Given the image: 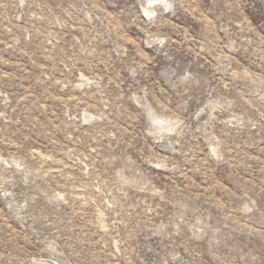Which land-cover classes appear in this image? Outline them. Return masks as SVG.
I'll use <instances>...</instances> for the list:
<instances>
[{
  "label": "rangeland",
  "instance_id": "1",
  "mask_svg": "<svg viewBox=\"0 0 264 264\" xmlns=\"http://www.w3.org/2000/svg\"><path fill=\"white\" fill-rule=\"evenodd\" d=\"M0 264H264V0H0Z\"/></svg>",
  "mask_w": 264,
  "mask_h": 264
}]
</instances>
